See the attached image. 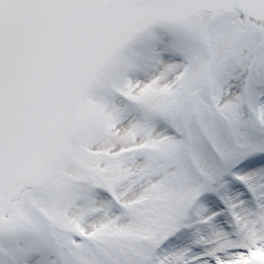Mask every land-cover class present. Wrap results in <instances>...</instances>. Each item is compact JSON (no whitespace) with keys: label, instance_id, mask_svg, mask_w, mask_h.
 Returning <instances> with one entry per match:
<instances>
[{"label":"snow or ice","instance_id":"6c2138e0","mask_svg":"<svg viewBox=\"0 0 264 264\" xmlns=\"http://www.w3.org/2000/svg\"><path fill=\"white\" fill-rule=\"evenodd\" d=\"M0 264H264V0H0Z\"/></svg>","mask_w":264,"mask_h":264}]
</instances>
